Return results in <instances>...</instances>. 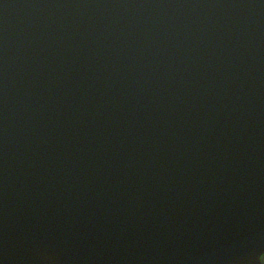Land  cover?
I'll list each match as a JSON object with an SVG mask.
<instances>
[{"label":"water","instance_id":"water-1","mask_svg":"<svg viewBox=\"0 0 264 264\" xmlns=\"http://www.w3.org/2000/svg\"><path fill=\"white\" fill-rule=\"evenodd\" d=\"M264 0H0V264H262Z\"/></svg>","mask_w":264,"mask_h":264},{"label":"snow or ice","instance_id":"snow-or-ice-1","mask_svg":"<svg viewBox=\"0 0 264 264\" xmlns=\"http://www.w3.org/2000/svg\"><path fill=\"white\" fill-rule=\"evenodd\" d=\"M261 253H264V248H262V249L260 250V252H259V256H258V260H259V262H260Z\"/></svg>","mask_w":264,"mask_h":264},{"label":"flooded vegetation","instance_id":"flooded-vegetation-1","mask_svg":"<svg viewBox=\"0 0 264 264\" xmlns=\"http://www.w3.org/2000/svg\"><path fill=\"white\" fill-rule=\"evenodd\" d=\"M261 261H262V264H264V255L262 256V260Z\"/></svg>","mask_w":264,"mask_h":264}]
</instances>
